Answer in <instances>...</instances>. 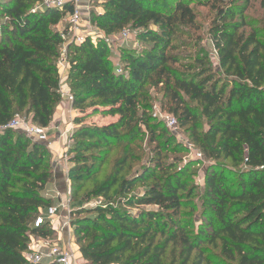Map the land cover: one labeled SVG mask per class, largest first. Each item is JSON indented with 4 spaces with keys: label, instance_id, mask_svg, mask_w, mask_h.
<instances>
[{
    "label": "trees",
    "instance_id": "1",
    "mask_svg": "<svg viewBox=\"0 0 264 264\" xmlns=\"http://www.w3.org/2000/svg\"><path fill=\"white\" fill-rule=\"evenodd\" d=\"M41 1L0 0V264H31L25 253L32 236L50 234L46 220L33 226L40 210L54 204L44 193L53 177L50 149L1 129L15 114L48 127L61 100L57 62L74 7L67 2L33 12ZM166 1L101 0V11L90 12V24L105 37L128 28L146 44L139 52L121 50L120 71L103 37L67 43L66 81L76 110L68 148L70 203L84 204L70 212L74 243L85 264H222L210 260L204 244L224 261L264 264V28L246 31L248 0ZM193 4L214 13L208 34L216 67L206 54L182 63L170 51L178 25L194 26ZM150 80L163 85L167 110L215 162L204 191L210 232L201 226L192 233L181 219L184 195L191 192L185 169L163 162L171 140L159 143L152 118H135ZM98 115L117 118L88 122ZM139 125L158 143L151 164L121 176L130 158L126 147L99 178L113 146L132 142Z\"/></svg>",
    "mask_w": 264,
    "mask_h": 264
},
{
    "label": "rangeland",
    "instance_id": "2",
    "mask_svg": "<svg viewBox=\"0 0 264 264\" xmlns=\"http://www.w3.org/2000/svg\"><path fill=\"white\" fill-rule=\"evenodd\" d=\"M196 0H193L195 2ZM101 0H87L85 10H84V27L89 33H94L96 27L90 24V12H99ZM167 5H171L172 0L166 1ZM192 8L196 14V20L193 27H188L186 25H178L177 32L173 37L174 48L171 52L177 53L180 56V62L186 63L190 62L192 58L202 57L207 55L212 67L217 66V56L216 52L212 46L210 36L208 34L209 23L214 15V13L206 6H201L193 4ZM246 22L250 28H258L263 30L264 28V0H248L246 4V11L244 13ZM131 36L128 40L123 41L119 33L110 36L109 44V57L110 59H119L121 50H130L132 52H139L146 44L139 42L136 37L134 30H131ZM94 36V34H92ZM95 37V36H94ZM191 58V59H190ZM115 67L121 68L120 62L113 63ZM175 67H178L176 65ZM166 98L164 96V87L162 84H156L154 81H148L144 86L143 93L140 97L139 106L135 112V118L139 116H145L152 118V122L156 124V135L160 136L159 143L163 142L166 137L171 140L169 148L162 150L163 162L166 164H174L176 171L185 169V175L183 180H185L189 191V195H184V206L182 208L181 219L190 226L192 233H198L201 226L205 228L207 232H210V227L208 225L207 217L205 215V178L209 175L210 166L214 165L215 162L211 159L206 158L201 151L193 144L191 141L189 132L187 128L181 127L178 121V117L169 112L166 108ZM173 116L177 123L175 127H171L167 124L165 117ZM115 117L112 116H94L88 120V122H94L96 124H104L114 120ZM206 129V126L203 127ZM15 131L21 132L20 130L14 129ZM164 131L166 135H160ZM70 137V135H69ZM130 138L132 142L118 143L113 146L111 152L109 153L102 174L99 178L103 177L111 171L112 163L115 157H122L126 154L124 148H129L128 154L130 158L127 160L124 170L121 176H134L142 172L144 167L151 164V160L156 156L157 142L151 139V132L146 129L143 125H139V131ZM53 136L48 137V141H51ZM71 144L70 139L66 141L65 145L60 150L59 157L67 160L68 166L71 164L69 162L68 148ZM51 152V150H50ZM54 153V152H53ZM51 152L50 162L52 167L56 166L59 157L54 159V155ZM57 153V154H58ZM56 163H55V161ZM65 163L64 161L62 164ZM218 164L223 165L226 170L231 168V164L228 160H220ZM136 188H141L139 185ZM68 198H70V190L68 193ZM55 204V202H54ZM53 204V205H54ZM84 204L81 201H71L70 212L74 208L81 207ZM88 205V204H86ZM90 205V204H89ZM153 208V207H148ZM70 212L61 210L56 216L52 218L45 217L46 223L50 229L49 237L44 240L38 239L36 236H32L31 244H35L37 249L40 250L48 248L52 243H58L63 246L64 241L66 243H74L73 228L70 225ZM35 220V219H34ZM33 220V223H34ZM71 234V237H70ZM206 249L205 254L214 262H219L222 264H236L235 262L224 261L219 255L218 250L213 249L210 245L204 244ZM74 247V246H73ZM76 247H74L75 249ZM78 248V246H77ZM46 263V260L43 264Z\"/></svg>",
    "mask_w": 264,
    "mask_h": 264
},
{
    "label": "built area",
    "instance_id": "3",
    "mask_svg": "<svg viewBox=\"0 0 264 264\" xmlns=\"http://www.w3.org/2000/svg\"><path fill=\"white\" fill-rule=\"evenodd\" d=\"M70 2L74 10L71 14L67 15L65 21L68 26V31L66 34H61V39L63 40L61 45L60 51V58L57 62L58 73L60 76V94L61 98L66 97L67 101L72 104L73 96L70 91H64L61 83V74H62V67L64 64H68L67 56H66V46L68 42H74L76 44L81 43L86 36L94 34L95 37H103L109 46L108 42L110 41V36L105 37L99 30L96 29L94 33H89L87 30L83 29L84 27V11L79 7L81 0H42L39 3H36L33 6L32 11L42 10L46 8H58L61 9L63 6ZM132 32L130 29L125 28L121 32H119V36L123 41H126L131 36ZM93 36V37H94ZM117 71H120L118 66ZM166 122L169 126L175 127L176 126V119L173 116H166ZM3 128H11L20 130L26 136L39 141L44 142L47 145L48 142V134L46 127H41L38 125L33 124L30 119L22 116L20 114H15L11 121ZM69 203H61L58 206H50L45 210H40L39 214L36 216L33 226L39 227L45 222V217L52 218L56 216L60 209L66 210L68 213L70 212ZM26 259L31 264H43L46 262H54L57 264H85V261L79 254L77 250L72 249L70 246H61L58 243H52L48 248L32 250L25 253Z\"/></svg>",
    "mask_w": 264,
    "mask_h": 264
},
{
    "label": "crops",
    "instance_id": "4",
    "mask_svg": "<svg viewBox=\"0 0 264 264\" xmlns=\"http://www.w3.org/2000/svg\"><path fill=\"white\" fill-rule=\"evenodd\" d=\"M86 3H87V0H81L80 2L79 7L83 11L85 10ZM115 61L119 63L120 58L112 60L113 63H115ZM62 70H63L61 74L62 87L64 91H68L69 89H68L67 81H66L67 72H68L67 63L63 65ZM75 114H76V110L73 108L72 104H70L67 101L66 97H62L56 107V111L54 113L51 124L48 127H46L48 137L53 136V139L48 142L49 144L47 146L51 150L52 153L54 152L53 153L54 159H56V157H59L58 152L60 150H63L62 148H64L63 146L65 145L66 141H68V138L70 139L69 135L71 136L74 128L76 127V124L73 122V117ZM114 120H111V121H114ZM58 159L59 161L57 160V163L54 160L56 163V166L54 167V170H53V177H52V180L46 185L44 193L47 197H50L53 199V201L55 202L54 206H58L61 203H67V202L70 205L71 204L70 198H68V193L70 190L69 179H68V169H69L68 162L67 160H64L61 157H59ZM63 161L65 163L62 164ZM61 210L63 209H60V211ZM63 211H66V210H63ZM70 237H71V234H70ZM63 246H70L72 249L76 247L74 250L78 251V248L75 245V243L71 242V238H70L69 243H66L64 241ZM35 247H36L35 244H30V249L32 250L37 249Z\"/></svg>",
    "mask_w": 264,
    "mask_h": 264
}]
</instances>
